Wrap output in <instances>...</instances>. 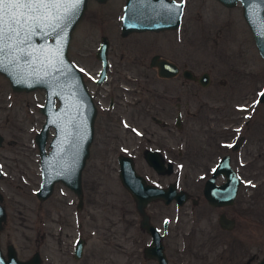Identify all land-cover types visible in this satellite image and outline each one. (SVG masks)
<instances>
[{"label": "rangeland", "instance_id": "obj_1", "mask_svg": "<svg viewBox=\"0 0 264 264\" xmlns=\"http://www.w3.org/2000/svg\"><path fill=\"white\" fill-rule=\"evenodd\" d=\"M184 2L182 21L178 28L132 32L122 37L120 17L125 0H87L82 17L71 31L67 55L82 71L83 79L91 91L98 89L97 86L108 91L107 82L115 79L118 70L121 74H129L125 70L127 66L139 64L132 73H140L144 78L140 79L141 84L130 85L137 99L139 93H143L142 97L148 94L151 84L165 85L161 82L166 81L164 79L154 80L148 67L150 55L154 52H160L163 57L179 62L195 74L207 71L210 82L206 86L184 78L186 128L203 126L199 122L206 120L211 110L198 108L202 103V106H210V101L214 98L232 102V120L233 125H238L236 129L249 117V127L241 125L240 128L247 138L252 135L257 137L260 123L264 120V101L258 103L257 100L264 86V59L259 54L243 17L241 3L226 6L218 0ZM102 35L108 37L111 58L124 49L129 60L119 65L118 62L114 64L113 57L108 77L97 85L94 79L100 61L96 58L95 51ZM135 54L141 56L137 63L132 62ZM174 80L177 78L167 81ZM43 102V89L15 91L8 79L0 74V191L7 211V220L0 233V245L5 253L6 244L12 243L19 258H28L38 250L43 264H52L56 254L53 252L58 239L56 235L62 233L60 238L70 241L77 234L83 235L87 230L95 229L94 239H101V229L118 231L121 227L118 209L133 207V203L119 182L117 168L100 165L104 152L96 144L92 146L91 156L83 169L82 179L86 187L83 207H77L73 193L60 182L55 183L53 193L48 198H37L35 191L40 185L41 173L34 136L44 121V115L38 109ZM142 121L147 123L148 119L144 118ZM134 122L140 124L141 121L137 119ZM52 135L53 128L50 127L47 141ZM193 140L194 133L190 132L187 135L190 144L186 145V156L190 161L186 160L182 167L176 164L170 173L171 179L178 171L182 182L207 171L208 167L203 165L204 162L196 160L198 154L192 155ZM253 146L256 147L251 139L243 152L254 154L258 148L255 150ZM241 153L242 149L237 154ZM257 163L258 161L255 164ZM253 172L255 179L249 180V185L251 183L255 188L249 189L251 194L248 197L241 188L230 208V213L236 218L240 228L247 226L249 231L246 240L248 264H253L264 254V179H259L262 173L249 170V174ZM151 211L160 217H168L173 226L181 225L186 231L191 229L190 235L187 233V236L175 240L170 238V244L176 246L169 247V264H199V261L200 264L220 263H215L217 261L210 252L211 246L206 247L205 251L208 253L202 259L196 253L200 244L198 228L195 232L197 217L202 218V225L209 224L208 217L215 215L214 209L203 205L194 207L190 202L176 206L171 202L169 205L153 203ZM159 220L160 218L158 222ZM88 250L95 251L89 260L100 262L108 259L105 264H122V254L115 248L94 247L91 244ZM97 252L100 257L96 260Z\"/></svg>", "mask_w": 264, "mask_h": 264}, {"label": "flooded vegetation", "instance_id": "obj_2", "mask_svg": "<svg viewBox=\"0 0 264 264\" xmlns=\"http://www.w3.org/2000/svg\"><path fill=\"white\" fill-rule=\"evenodd\" d=\"M120 36L124 37L126 35ZM124 51V49L120 50V53L112 56V58L114 57V64L118 62L119 65H123L125 61L129 60L125 56L126 53ZM133 56L132 62L137 63L141 60L139 54ZM153 56L172 61L178 68L177 72L173 76L160 75L157 66L151 64ZM112 58L107 50L108 67L103 81L108 77ZM138 66L140 65L127 66L125 70L129 71V74H121L118 70V75L115 79L107 82L108 91L100 86H97L98 89L91 91L86 84L96 106V115L89 153L81 169L80 206H78L79 197L68 187L77 200V207H83L86 195V187L82 179L83 169L91 156L92 146L96 144L104 152L101 155L100 165L117 168L119 182L131 198L133 207L118 209V222H121V227L116 232L110 229H101V239L97 237L94 239L96 236L95 229H89L83 235L77 234L70 241L62 240L60 238L63 235L62 233L56 235L58 239L55 241L53 252H56L57 255L55 254L52 259V264H105V261H108V259L100 262L89 260L91 254H95V251L89 252L88 250L91 244L94 247L109 246L115 248V250H118L122 254V264H159L154 256L146 252L148 246H153L154 231L142 225L141 221L145 217L160 235L163 252L167 258V264H169V247L176 246L170 244V238L173 240L175 238H183L187 236V233H190L191 229L186 231L181 225L173 226L168 217L161 216V218L158 214L157 216L155 213H152L151 207L153 203L169 205L171 202L176 204L175 200L165 203L163 199L155 198L148 201L140 209L137 205L136 196L121 182L119 172L122 165H132L134 171L142 177L146 184H152L165 189L172 183L176 190L184 191L187 198L180 205L190 202L194 207L203 205L216 211L214 216L208 217L209 224L202 225L200 223L202 218L200 216L197 217L198 223L195 232H197L198 228L199 232L197 236L200 240V244H198L199 248L196 249L198 258L202 259L203 256H207L208 251H205L207 250L206 247L211 246L212 250L210 252H212L213 257L217 261L215 263L248 264V242L246 240L249 236V231L247 226H245L246 228H240L236 218L231 215L230 208L233 207L239 192H241V188L245 192L244 195L246 197L251 194L249 189L255 188L251 186V183L249 185V180L255 179V172L249 174V170L254 169L256 172L264 175V120L260 123L261 128H258V136L254 137L252 135V137L247 138L242 133L240 126L247 125L246 128H248L249 117H246L244 123H241L239 129H236L238 125H233L232 120V102L221 99L214 100L213 98L210 101V106H202V103L198 108L204 107L211 110L206 120L199 122V125L203 126L186 128L187 102L183 100V97L185 92L184 83H186L184 78L187 77L184 74V70H190L192 77L188 79L201 86H206L210 82L209 72L202 71L195 74L191 69L181 65L179 62L177 63V61L163 57L160 52H154L150 55L148 67L154 76V80L159 81V79H164L166 81L162 80L161 82H164L165 85L157 86L151 84L148 94L146 93L142 97L143 95L141 94L143 93H139L137 99L136 93L133 92L134 89L130 85L141 84L140 79L144 78L140 73H132ZM99 69L94 79L97 85L103 83V81L100 83L96 82ZM203 72L209 74V81L205 85L198 79ZM147 77L146 75L145 78ZM171 78H177V80L167 81ZM260 102L263 101L258 100V103ZM144 118L148 119L147 123L142 121ZM137 119H140V124L134 122ZM171 122L172 126H170ZM190 132L194 133V140L191 143L193 145L191 150L192 155L196 156L198 154L196 160L204 162L203 165L208 167L207 171L189 181L185 180L183 182L178 171V174L171 179L170 173L176 164L178 167H182L186 160L190 161L186 156V145L190 144L187 141V135ZM251 139L252 143L256 145V147L253 146L254 149L258 148L257 152L252 155L249 152H243L244 147ZM46 148L48 149V146ZM241 149L242 153L237 154ZM211 159L213 160L210 162ZM221 161L224 164H228L233 171L235 170V173L239 177V183L232 202L211 204L204 195V188L207 180ZM257 161L258 163L255 164ZM263 175L259 179H264ZM244 177L247 181L244 180ZM227 180L226 174L218 172L213 178V183L216 186H220ZM1 194V202L3 204L4 196L3 193ZM180 205L176 204V206ZM158 218H160L159 222ZM212 219L213 223H211ZM221 219L226 220L227 223L222 224ZM99 257L100 253L97 252L95 259L97 260ZM41 264H43L42 258Z\"/></svg>", "mask_w": 264, "mask_h": 264}, {"label": "water", "instance_id": "obj_3", "mask_svg": "<svg viewBox=\"0 0 264 264\" xmlns=\"http://www.w3.org/2000/svg\"><path fill=\"white\" fill-rule=\"evenodd\" d=\"M218 1L226 6L241 3L243 17L250 28L258 52L264 59V0ZM86 5L87 0H81L75 14L71 15L62 29L55 33L42 27L37 28L32 40L21 45L25 51L23 53L17 51L14 56L4 58L3 64L0 65V74L8 79L13 90L43 89L44 91V102L38 106L39 111L44 115V121L34 136L41 172L40 185L35 192L37 198L46 199L52 194L55 183L61 182L77 194L78 206L81 205V169L89 153L96 106L82 72L69 59L67 49L71 31L82 17ZM183 9L184 2L177 0H125L120 34L178 28ZM108 46V38L105 35L101 36L95 52V56L101 61L97 83L102 82L106 77ZM151 64L157 66L162 76H173L178 69L172 61L157 56H153ZM184 74L187 78L192 77L188 69L184 70ZM198 79L205 85L209 81V74L203 72ZM258 100L264 101V87L260 91ZM50 127L53 128V135L48 141L47 150ZM218 172L228 177V180L220 186L213 183V178ZM119 176L123 185L136 196L140 209L155 198H161L165 203L175 200L178 205L187 198L185 192L176 190L172 183L165 189L146 184L134 171L132 165H122ZM238 183L239 177L235 170L221 161L207 180L204 195L211 204L232 202ZM1 201L0 192V233L7 219ZM141 223L154 231V243L153 246L146 248L147 254L154 256L159 264H167L160 235L146 217ZM221 223L227 222L221 219ZM0 264H41V257L39 251H34L27 259H20L13 244L8 243L5 254L0 245ZM255 264H264V255Z\"/></svg>", "mask_w": 264, "mask_h": 264}, {"label": "snow or ice", "instance_id": "obj_4", "mask_svg": "<svg viewBox=\"0 0 264 264\" xmlns=\"http://www.w3.org/2000/svg\"><path fill=\"white\" fill-rule=\"evenodd\" d=\"M81 0H0V65L31 41L37 28L52 33L75 14ZM44 34V33H42Z\"/></svg>", "mask_w": 264, "mask_h": 264}]
</instances>
